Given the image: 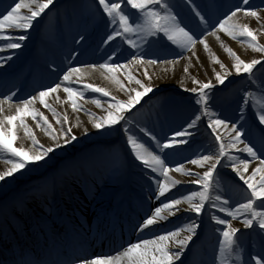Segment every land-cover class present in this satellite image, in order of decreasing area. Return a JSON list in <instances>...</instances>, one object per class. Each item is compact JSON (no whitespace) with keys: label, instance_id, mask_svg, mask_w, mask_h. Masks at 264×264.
Listing matches in <instances>:
<instances>
[{"label":"snow or ice","instance_id":"6c2138e0","mask_svg":"<svg viewBox=\"0 0 264 264\" xmlns=\"http://www.w3.org/2000/svg\"><path fill=\"white\" fill-rule=\"evenodd\" d=\"M188 2L191 3V0ZM53 3L54 0H18L6 13H0V41H4V48H0V51L21 48V42L28 39L24 33L34 27V22H38L39 18L46 14V10ZM98 7L102 9L103 14L107 17V23L112 27L104 43L119 38L130 48L137 49L141 47L137 40L148 44L151 43L149 37L166 38L171 45L181 50L176 53L179 59L145 60L143 55L134 52L131 54V59L125 64L112 61L110 56L108 59L112 62L106 61L101 64L85 66L91 71H101L104 79L110 80L120 91L127 94L126 100L112 95L105 87L85 82V77L89 73L80 67H69L64 72L61 83L40 90L36 95L22 99L19 103L14 104L12 102L13 97L16 96L15 92L0 100V157L4 158V163L9 165L5 170L0 171V181H5L7 177L25 169L29 164L38 166L41 161L46 162L50 153H54L57 149L64 148L77 140L73 127H80V123L77 122L76 125L64 127V125L69 124L67 113L63 116L58 114L52 104L48 102V97L56 94L54 99L58 103L70 104L74 112H79L84 110L80 102L85 101V90L99 93L103 97H109L110 102H108L107 107H103L100 99L91 100V103L97 108H102L104 112L102 116L88 113L92 128L97 131H115L116 126L121 125V122L124 121L125 125L121 126L135 159L144 168L158 174L154 181L156 192L153 195L157 200L161 197L164 200L160 202L159 206L150 209V214L143 218L140 224L136 225L137 230L142 232L149 229L150 226L156 225L158 221L177 216V214L190 212L195 217H200L202 213L207 211L211 221L216 225L223 226L217 229L220 233L217 264H236L241 260L238 251L241 245L237 236L241 229L234 227L231 221L243 217L241 223L245 229H252L264 236V141L257 147L249 139L250 133H247V130L242 127L238 128L236 123H232L229 129V125L224 119L219 118L215 112L209 110L210 96L206 90L215 88L217 84L226 86V82H230L229 77L233 75L239 77L246 74L252 84H256L255 72L264 69V43L259 41V37L264 35V16H261V13L264 12V0H261L260 5H255V0H238L234 9L230 10L229 14L221 19L211 32L201 36H197L182 25L178 13L174 12L168 0H98ZM125 9L129 11L126 12ZM131 10H135V12ZM193 10L195 11V8ZM195 14L202 23L207 25V21L199 11H196ZM240 15L255 19L260 24V28L253 29L248 23H240ZM10 30H19L21 34L14 37L7 34ZM219 33H224L232 40H238L253 52L260 53L261 57L245 61L221 40ZM209 35L220 42V46L232 60L231 69L212 51L207 41ZM84 39L83 36L80 37V41ZM197 44L203 46L210 63L218 65L220 68V71H216L215 67L213 68L215 83L213 80L204 82L192 77V83L197 87L185 88L184 90L194 94V102L200 106L199 114L195 115L186 126L175 130L171 138L166 137L163 143L150 131L144 128L140 129L152 141H155V149L158 151L150 150L151 145H146L136 136L129 134V128L126 125L130 121L126 113L131 112L143 96L152 92L153 86L150 82L145 83L142 79L137 78L130 69L133 66L138 70L142 69L141 75L151 81L152 77L148 72V66H155L158 63L175 65L180 60L187 59L188 64L184 66L183 72L189 74V64L192 57H195L197 63H200V58L196 54ZM185 52L190 53V55L185 57ZM7 59H11V57H7ZM125 80L128 85L134 84L136 87L126 86ZM75 83H81L82 87H73L72 85ZM61 91L66 94L63 100L59 95ZM37 101L52 112L56 118V123L60 125L59 130L54 128L48 117L35 107ZM243 103L252 109L256 127L264 134V88H261L259 94L252 91L245 92ZM202 116L209 118L207 127L215 134V141L218 144L216 151L188 160L189 164L202 169V172H193L183 163L169 167L166 162L168 160L167 155L160 153L178 145L188 144L189 138L194 135L191 130L198 128V122ZM26 117H31L37 121V127H41L45 131L52 141L51 144L45 146L36 138L33 130L25 123ZM240 119H244L243 109H241ZM40 121L43 123L41 124ZM221 126L229 130L227 142L217 132ZM19 128H23L25 135L31 140L32 147L25 149L22 146H14V142L18 138L17 129ZM88 133L87 127L82 128V135H88ZM242 137L244 138L242 139ZM239 145L242 147H238ZM232 150L247 155L245 158L233 156ZM225 157L231 162V170L246 186L245 202L238 203L236 206H232L230 199L223 198L217 191L219 181L216 180L214 174L217 172L218 165L229 166L228 164L222 165V159ZM253 161H258V164L246 176L245 174L249 173L250 164ZM170 173H178L180 176L190 179L186 181L176 179ZM184 183L198 185L199 190H189V194L179 197L166 195ZM183 205L186 207H182ZM211 209L224 213L225 218L211 212ZM201 225L202 221L197 222L195 218L189 217V222L176 230L156 235L151 239H140L136 243H130L115 255L74 257L71 264H174L175 261H181V257L189 248L190 242H193L194 237H198L197 230ZM250 259L254 261V264H264V244H262L261 251L251 255Z\"/></svg>","mask_w":264,"mask_h":264},{"label":"rangeland","instance_id":"374dc122","mask_svg":"<svg viewBox=\"0 0 264 264\" xmlns=\"http://www.w3.org/2000/svg\"><path fill=\"white\" fill-rule=\"evenodd\" d=\"M170 5L172 6L174 12L178 13L179 18L182 21V25L186 26L188 29L193 31L197 36L206 35L208 32H211L213 28L218 24V22L223 19L227 14H229L230 10L234 9V7L237 5L238 0H191V3L188 2V0H168ZM14 0H0V6H2L1 11L2 13H6L7 10H10L11 6H14ZM261 0H255V5H260ZM195 8V11L193 10ZM23 11V10H22ZM126 12H128V9H125ZM132 12H135V10H131ZM196 11H199L200 14L204 17V19L207 21V25L202 23L200 21V18L196 16ZM51 12L50 15L55 16V14H62L65 17V20L67 18V12H70L71 15H76L75 17V25L74 27L78 28V31L81 32V36H83L85 39L83 41H80L82 43H85V45L93 46L97 42V47H94L93 50H91L84 59V63H82L80 68H86V65L90 64H101L106 61L112 62L116 61L120 64L127 63L128 60L131 59V54L136 52L140 55L144 56L145 60L148 59H157L160 60H177L179 57L176 55V53H179L181 50L176 48L174 45H171L170 42L166 40V38L163 39H157L154 37H149V41L151 43L144 44L140 40H137V43L141 44V47L137 49L130 48L129 45L124 43L122 40L117 38L115 41H111L108 43H104V41L107 38V35L110 34L112 27L109 26L107 23V17L103 14L102 9L98 7V0H54V7L50 9ZM73 15V16H74ZM239 15V14H238ZM51 16V18H52ZM182 16V17H181ZM261 16H264V12L261 13ZM50 18V22L55 23V17L54 19ZM40 19V18H39ZM240 23H248L251 28L253 29H259L260 24L257 23L255 19L252 18H245L242 15L239 16ZM49 21V20H48ZM39 22H34V27L32 29H29V32L32 36H35V31L37 30ZM8 34V33H7ZM60 32L56 31L54 32V38L55 40L60 39ZM224 34V33H222ZM221 35V33H219ZM38 40L45 43L46 45H51L54 48L55 40L52 42L50 39H42L41 33L38 32L37 34ZM80 36V37H81ZM224 36L231 40L233 43L238 44L242 47V49L236 50L229 44H227L229 47H231L238 55L241 56L242 59L245 61H250L252 59H258L261 57L260 53L253 52L251 49H248L246 46H243L238 40H232L230 37L224 34ZM207 36V38H209ZM133 39H136V37H133ZM51 41V42H50ZM260 43H264V35H261L259 37ZM4 42V41H0ZM219 42V41H218ZM34 43L32 40L28 42L27 45H22L20 54H15L14 58H11L8 62L9 70H15L22 58L24 57H30L31 49L30 46ZM212 51L221 59V61L227 65L226 60H229L228 66L231 69L232 60L228 57L227 53L223 50V48L220 46L219 42V49H216L215 46L208 41ZM22 44V42H21ZM4 47V46H2ZM42 52H40L41 54ZM196 54L200 58V63H197L196 58L192 57L191 63L189 64V74H185L183 72V68L186 64H188L187 59L180 60L179 63L175 65H168L164 63H158L157 65L153 66L152 72L156 77L161 78H167V79H174L176 84L180 85L181 87H172L167 86L163 87L160 85H157L153 87V91L147 93L145 96H143L138 104L135 105V107L131 110V112L126 113V116L128 117L130 123L126 126L129 128V134L132 132H138L140 133V136L138 137V140L145 142L146 145H151L150 150H155V141H152L149 136L145 135V133L141 132L140 129L144 128L151 132L152 135H154L158 140H160L162 143L165 141V138H171L172 134L175 130L180 129L182 126H186V124L194 118L195 115L199 114V105H196L194 102V94L191 92L185 91V88H192L197 87V85H194L192 83V77H195L197 80H203V77H208V74L211 73L212 80L214 81V73L213 68L215 67L216 71H220V68L218 65H213L210 63L208 54L203 49V46L200 44H197L196 46ZM190 53L185 52L184 56L188 57ZM60 56V55H59ZM112 57V61H109V57ZM203 57H206L207 62L205 63L203 60ZM13 62V63H12ZM51 73L55 72V69L50 70ZM149 74L150 71L148 70ZM134 75L135 72L132 71ZM58 78H63V74L61 72ZM54 75V74H53ZM50 76V78L47 79V81L55 79V76ZM137 76V75H136ZM234 76L229 77L230 82H226V86L216 85L215 88L211 90H206L209 92L210 100H209V110L211 112H215L216 115L222 116L223 114L227 115L228 118V125L229 129L231 127L232 123H236L238 128H243L247 130V133H250L249 139L253 144H255L257 147L260 146L261 142L264 141V134L261 133V131L256 127L254 117H253V111L248 105H244L243 103V96L245 92L252 91L254 93L259 94L261 91V88H264V69H260L259 71L255 72V79L256 84H252V82L247 78L246 74H242L241 76H237V78L241 81L240 83H232L234 80ZM137 78H140V76H137ZM143 80V78H140ZM144 81V80H143ZM111 82V81H110ZM41 82H36V85ZM125 84L128 87H136V85H128L127 81L125 80ZM23 83L19 84L17 89L13 92L16 93V96H19L23 94ZM111 91L114 95H118L121 97H124L123 99H127V94L120 91L118 87L111 82ZM26 94L27 98H29L32 95H36L38 93V90H34L33 86L31 87V90L27 91ZM11 94V93H10ZM8 94V95H10ZM91 94V93H90ZM7 95V96H8ZM25 96V97H26ZM86 100L91 99H100L103 103L110 102L109 97H103L99 93H94L90 97L85 98ZM178 100V101H176ZM241 109H243L244 113V119L241 120ZM154 110H158L161 112L166 111V115L162 117L159 120H147L148 118H151L150 113H152ZM167 116H172L174 119V123L176 127L173 131L168 130L165 127V118ZM160 122V124H159ZM161 122L163 123L161 125ZM208 118L207 116H202L201 120L198 122V128L202 127L201 132L195 133L193 132L194 129L191 131L194 133L192 137L189 138L190 142L188 144L184 145H178L173 149H166L164 150V153H160L161 155H167L168 160L166 161L169 164V167H175L177 163H183L185 166H187L189 159L197 158L199 155H205L214 153L218 147L217 142L215 141V135L212 133L210 129L207 128ZM122 125H125V122L122 121ZM156 128L157 130L162 133L165 136H159L158 132L153 130L152 128ZM121 131L123 132V128L121 126ZM101 138L102 140L99 142H94L90 144L87 148L77 149L76 151L70 152V158L69 160H62L58 162V167H62L59 169V171L64 170L65 167H67L69 164L71 165H78V161L84 160L88 158L96 159L102 161L104 164H107V167H104V176L114 182L115 188L118 186H123L126 184V174H127V162H125L123 149L121 146L118 145H112L110 143L113 142V140L116 137V132L114 131H107L103 130L101 132ZM244 137H242L243 139ZM226 142V141H225ZM246 142H248L246 140ZM74 145L76 147H80V144L78 141L74 142ZM238 147H241L239 145ZM132 156L134 154L131 152ZM231 154L233 156H239L241 158H245V153H241L238 151H231ZM251 159V158H249ZM228 164L229 167L231 162L227 160V157L222 159V165ZM136 166L133 168H130L128 170V173H132V178L134 179V185H142V187L148 191H150V199L155 203H160L164 200L163 197H161L159 200L155 198L153 193L156 192V184H152L148 177H150L151 181L153 178L155 179L157 177L156 173H152L151 171H148L145 169L142 174L137 173ZM221 169V171H220ZM226 169V167L218 166L217 173H215L216 180L219 181V188L217 189L221 193L222 188H226L227 190V196L225 199H230V204L232 206H236L238 203L245 202L246 198V186L243 185V183H239L236 180L232 179L231 177H228L227 173L223 172ZM57 170V169H56ZM22 175L27 180L26 184L20 189L16 190L13 187H9V190L11 191V194L17 193L19 198H23L26 195L23 194L22 191L26 190L29 187L34 188V191L37 189V187H42L43 185L51 182V181H59L60 185L59 187L63 189V185L61 183V172L59 174L50 171L49 169H46L44 171H41L39 167H35L31 164L27 165L25 169L21 170ZM53 173V174H52ZM63 173V172H62ZM146 174V175H145ZM177 174L179 178H182L180 174ZM150 175V176H149ZM162 179V178H161ZM136 181V183H135ZM221 186V187H220ZM26 187V188H25ZM123 188V187H122ZM27 191V190H26ZM177 190H175L176 192ZM174 191H171L172 193ZM174 192V193H175ZM16 194V195H17ZM188 192H183L181 195H187ZM106 195H102L97 197L92 203H89V208H87V212L90 211L91 207L94 205L101 204L105 202ZM169 195L170 194H166ZM176 196V195H174ZM179 197V196H176ZM123 196L120 195L115 201L116 203L111 205L109 208L114 213V209L118 208L119 204L122 203ZM150 210V209H148ZM145 215L147 214L144 213ZM200 220V217H198L197 221ZM189 222L188 218L176 220L172 226H170L171 230L168 231H174L178 227L183 226V224ZM167 231V232H168ZM257 233L256 231H245L242 234L243 239V248L242 251L245 248V242L246 238L249 235H255ZM127 237L119 244L113 245L110 247L103 256L107 255H113L117 252L122 251L127 245H129L135 236L132 234L126 235ZM241 255V253H240ZM217 257L214 258L212 264H217Z\"/></svg>","mask_w":264,"mask_h":264},{"label":"bare ground","instance_id":"6f19581e","mask_svg":"<svg viewBox=\"0 0 264 264\" xmlns=\"http://www.w3.org/2000/svg\"><path fill=\"white\" fill-rule=\"evenodd\" d=\"M14 2H18V0H14ZM53 7H54V3L46 11H49ZM47 13L48 12H46V14ZM46 14L42 15V17L38 21L39 23L42 22V20L45 18ZM8 34L15 37V36L20 35L21 32L19 30H15V31L10 30L8 32ZM24 34L28 36V39L22 41L23 46L27 45L28 42L31 39L33 40V38H34L30 34L29 30ZM62 35H63V39L67 40L64 45L62 44L60 39L57 41V40H55L54 37H52L51 40H52V42H54V40H55V43L57 45L56 48L62 54L63 60H61V61H62L63 65H62L61 70H62V73L64 74V72L67 71V69L69 67H78L82 63H84L85 57L80 58L79 60H76V57L78 55V51L79 50L83 51L84 48L87 49V46L84 43L80 42L81 32L78 31V28H76L74 26L67 28L65 31L62 32ZM220 38H221V40H223V42L225 44H229L230 46H232L236 50H238L240 48L242 49V47L240 45L233 43L231 40H228L224 36V34H222V33L220 35ZM207 41L212 43L216 49H219V42L216 40L215 37L210 36L209 38H207ZM2 46H4V42L0 43V48H4ZM95 47H97V42L95 43ZM20 52H21V49H14V50L13 49H5L4 51H0V63L3 62L4 58L7 55L11 54L14 58L15 57L14 55L20 54ZM203 60L205 63L207 62L206 57H203ZM42 62L43 61L40 59L37 60L38 65H40ZM226 63H227V66H230L229 65L230 62L228 59L226 60ZM152 69H153V66H148V70L150 71V75L152 77L151 81H148L147 77H144L141 75L142 69L138 70L135 66H133L130 70L134 71L137 76H140V78H143L145 83L150 82L153 87H155L157 85H160L163 87H167V86L181 87L180 85L176 84L174 79L156 77L154 75V73L152 72ZM83 70H85L89 73L85 77V82L93 83L94 85L105 87L106 89H108L110 91V93L112 95H114L113 92L111 91L110 80L104 79L103 75L101 74V71H91V70H88L86 68H83ZM121 71H123V70H121ZM62 79L63 78H58V76H55L54 80L53 79L49 80L48 82L45 83V85H42L41 87L47 88V87L52 86L56 83H61ZM203 80H204V82H207L208 80H212L211 73L208 74V77H203ZM2 81H4V78L0 74V82H2ZM240 82L241 81L237 78V76H234V80L232 81V83H240ZM72 86L75 88H81L82 87L81 83H75ZM45 88H43V89H45ZM6 89L10 90L11 86H9ZM34 89L38 90V91L43 90V89L38 88V86ZM189 89H190V87H189ZM92 94H94V93L90 92L88 90H85V98L90 97ZM55 95L56 94H53V96H50L47 99H48V102L51 103L52 106L56 109L58 114L63 116V114L67 113L69 124L64 125V127H68L69 125H76L77 122L80 123V127H73V132L77 136L76 141H78V143L80 144V147H76L74 145L75 141H73L71 144L67 145L66 147L61 148V149H57L54 153H50L49 158H46V162L41 161L38 166L33 165L35 167H39L41 169V171L49 169V172H50L54 168L57 169L59 161L69 160V158H70L69 154L71 151H76L77 149L87 148L88 146H90V144H92L94 142H99L102 140L100 134L103 130L97 131L96 129L92 128L91 123H90V117L88 115V113L91 112V113H94L96 116H102V115H104L102 108H97L93 103H91L92 99L91 100L85 99L86 102L85 101L80 102L83 105L84 110L79 111V112H74L71 109L70 104L58 103L54 99ZM59 95H60L62 100L66 96V94L63 93L62 91L59 93ZM114 96H116L119 99L124 98V97H121L118 95H114ZM4 98H5V96H3V97L0 96V100H3ZM22 99H25V98L19 99L17 97H13L12 102L14 104L19 103L20 100H22ZM101 103H102L103 107H107V103H103L102 101H101ZM35 107L38 110L42 111L43 114L48 117L49 122L53 125L54 128L59 130L60 125L56 123V118L53 116L51 111H49L47 108H44L42 105H40L38 101H37ZM219 118L224 119L226 122L228 121L226 114L219 116ZM165 121H166V122H164L165 127L168 130L173 131L174 128L176 127L173 117L167 116L165 118ZM25 123L33 130L36 138L41 143H43L45 146L52 143L51 139L46 135L45 131L41 127H37V121L33 120L31 117H26ZM40 123L42 124L43 122L40 121ZM159 124H160V122H159ZM162 124L163 123L161 122V125ZM121 125H122V122H121ZM121 125L116 126V130L114 131V132H116V137L113 140V142L110 144L121 146V148L123 149L125 162H127L129 165H131V167H134V165H136L135 170L137 171V173L142 174L143 171H145V169L150 171L149 169L144 168L142 166V164L139 161H137L135 159V157L132 156V154L130 153L131 148L127 144V136L124 135L121 131ZM84 127H87L89 129L88 135H82V128H84ZM152 129L155 130L156 132H158L159 136H162V137L165 136L157 130V127L156 128L153 127ZM201 130H202V127H199V128L194 129L193 132L199 133V132H201ZM217 132L222 136L223 140L227 142V140L229 139V130L225 129L223 126H221L217 129ZM131 134L136 136L137 139L140 136V133H138V132H132ZM17 137L18 138L14 142V146H17V147L22 146L25 149L32 147L31 140L25 135L23 128L17 129ZM241 147H242V145H241ZM154 148H155V146H154ZM155 150L158 151L157 149H155ZM232 151H235V150H232ZM245 155H247V154L245 153ZM257 164H258V161H253L250 164L249 173H246L245 175L246 176L249 175L252 168L256 167ZM8 166L9 165L4 163V158L0 157V171L5 170ZM218 166H220V165H218ZM186 167L191 169L193 172H196V171L202 172L203 171L202 169H199L198 167L191 165V164H188ZM80 169L86 170L89 168L86 165H84ZM96 169L98 170L99 167H97ZM74 170H76V173L80 172L79 169H77V166L74 167ZM217 170H218V168H217ZM220 171H221V169H220ZM223 172L227 173L228 177H231L232 179H237L236 180L237 182H239L241 184L243 183L242 181L239 180L238 176L231 170V167H229V166L226 167V169ZM63 174L64 173H62V175ZM170 174L173 175L174 178H176V179H181V180H185V181L190 179L188 177L179 178L177 176V174H175V173H170ZM90 175H92L91 172H90ZM148 178H149L150 182L154 185L155 179L153 178V180L151 181L150 177H148ZM257 179H258V177H257ZM71 180H72V178H71ZM73 181H74L73 184L77 185V187L74 188L73 192L67 191L66 193L56 192L54 190V188L51 187V185H54V183L53 182L48 183L47 185H49V186L47 188V191L50 194L49 197L53 198L57 202V204L55 202H53V203H51L50 207H48V208L42 207L41 208L42 210L40 211V213L42 215H44L45 218H47V219H54V218L59 219L60 214H64V213H68L70 211H73L71 214L76 217V220L78 221L77 224L79 226L77 228V229H79L77 231L78 235L76 237V240H74V242L72 240V243L71 242L68 243L66 236L61 233V224L63 225L64 223H70L72 220H70L66 217H63V218L57 220L56 227L55 226L53 227L47 222L48 220H46L45 218H42L41 216H37L35 218L30 216L32 218L34 225H37V226L41 227L42 229L48 228L49 230L51 229L53 231L59 232V238H57L55 240L59 244V246L62 247L61 249L63 250V253H66V254L75 253L76 255H80V254H82V251L80 250V248L87 246L88 248L95 251V256H100V255L103 256L102 252H105L104 249H105L106 244H108V245L110 243L115 244V245L118 244V239H116V238L119 237L120 233H122V232L125 233L127 229L124 228L123 224H121V223H119L117 226H115L109 222H108V224H109L108 225L109 229H108L106 227V224H105V221H106L105 219L107 217L103 211L105 210L106 204L108 201L110 202V200L112 199L111 204H114V202H116L115 200L119 197L118 196L119 194H125L128 197V200H126V203L124 204L123 208H126V212L129 213L128 217L124 216L127 219V221L130 220V221H132V223L134 222V224L131 228L136 233L134 235V232H133V236H135V238H132L133 241L131 243H136L140 239H151V238H154L156 235L165 234L168 230H171L170 226H172L176 220H180L183 218H185V219L188 218V220H189V217H193L196 220L198 219V217H195V215L193 213H190V212L183 213V214H177V216L168 217L166 220L158 221L156 225L150 226L149 229H145L142 232H140L139 230H137L136 225H138L142 222L143 216L145 218L148 214H150V210H148V209H154L156 206H159V204H160V203L159 204L155 203L150 199V191L144 189L142 187V185L135 186L134 181H133V185H132V183H129L125 187L124 192L115 193V191L118 190L119 188H121L122 186H118L117 188H115L114 182L108 180L104 176L101 178H96L95 176H92L90 178V181L86 184L84 182L85 181L84 179L78 178V176L76 175L75 178H73ZM26 182H27V180H25V178L23 177L22 171L14 173L13 176H11V177H7L5 181H0V203L7 198H12V196H10L11 191L9 190V187H13L16 190H19L26 184ZM135 183H136V181H135ZM175 190H177V191L175 192ZM189 190H199V186L195 185V184H191V183H184V184L177 186V188L171 190V191H174L175 193L172 192L169 194H170V196H174V195L181 196V193H183V192L189 193ZM127 192H128V194H126ZM105 194H107L106 198H105V202L97 207V212L100 213V215H102L103 218H105V219H103V221H101L100 224L97 225V226H99L98 228H95L94 224H92V223L82 225L80 222H81V219L84 217V215H86V208L89 206V203L90 202L92 203L97 197L105 195ZM219 194H221L223 196V198H226V197H224V196H227L226 188H222L221 193L219 192ZM141 204L144 207V213H146V211H147L146 215L143 214V209H142ZM95 206L96 205H94L93 207H95ZM182 207H186V205H183ZM9 209H11V207ZM12 210H15V211L17 210V212L25 213V211H24L25 207L22 204H17L16 206H14L12 208ZM7 211H10V210L7 209ZM216 211H217L216 209H211V212L216 213ZM6 215L10 216V213H7ZM202 215H203V218L205 219V223L203 222L201 227L197 230L198 237H194L193 242H190L189 248L185 250L183 256L181 257V261H175L174 264H212L214 258L219 254L218 240L220 238V233H219V231H217V229H220L223 226L216 225L213 221H211L209 212L205 211L204 213H202ZM217 215L221 216V218H225L224 213L219 212V214H217ZM228 219L231 220L230 217H228ZM242 219H243V217H241L237 220L231 221L234 227L241 229V232L237 234V236L239 237V243L241 245L240 249H238L239 254L241 253V255H240L241 260L239 262H236V264H254V262L251 261L250 257H251V255H255L261 251L262 244H264V236H261L258 233H255V235H250L249 238H246L245 245L247 247L244 248V250L242 251V248H243L242 234L245 231H253L252 229H245L243 227V224L241 223ZM60 221H63V222H60ZM200 221H202V219L197 221V222H200ZM9 225L14 227L18 231H22V225L23 224L21 222H18L17 219H13V217H12V220L9 223ZM90 226L93 228V231L91 230ZM4 228H5L4 226L0 225V232H2L4 230ZM30 228H31V226H30ZM32 229H34V228H32ZM32 229H29V230L32 231ZM30 234H32V232ZM46 244H47V242H46ZM28 245L30 246L32 255L37 258L38 257V254H37L38 253L37 252L38 247H36L37 244L36 243H28ZM71 249H72V251H71ZM117 253H115V254H117ZM115 254H113V255H115ZM21 258L27 260V258L23 254L21 255Z\"/></svg>","mask_w":264,"mask_h":264}]
</instances>
